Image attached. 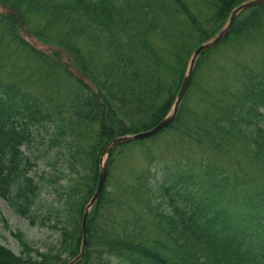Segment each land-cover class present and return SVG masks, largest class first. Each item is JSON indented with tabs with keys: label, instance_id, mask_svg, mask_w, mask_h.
<instances>
[{
	"label": "trees",
	"instance_id": "obj_1",
	"mask_svg": "<svg viewBox=\"0 0 264 264\" xmlns=\"http://www.w3.org/2000/svg\"><path fill=\"white\" fill-rule=\"evenodd\" d=\"M172 1L199 42L244 0H217L203 20L182 0ZM0 3L15 9L34 36L63 45L97 87L95 94L57 54L51 58L35 49L16 14H0V197L29 224L57 233L40 250L18 230L20 252L0 243V264H67L79 253L82 211L103 146L115 134L148 129L165 115L192 46L181 42L184 31L175 22L173 28L160 23L157 13L167 18L172 11L168 0ZM263 26L264 4L252 5L240 12L220 45L199 56L179 114L161 132L174 155L159 158L156 168L132 172L123 185L111 189L107 183L90 212L84 255L75 264H264V59L258 68L232 57L216 60ZM156 34L176 43L173 61L157 52L150 40ZM38 129L46 153L55 149L65 166L58 174L53 167L42 184L51 185L60 201L44 211L39 179L30 174L32 161L23 149L38 138ZM132 143L116 150L138 144L144 154L150 151L144 140ZM64 170L88 182L83 194L58 182Z\"/></svg>",
	"mask_w": 264,
	"mask_h": 264
},
{
	"label": "rangeland",
	"instance_id": "obj_2",
	"mask_svg": "<svg viewBox=\"0 0 264 264\" xmlns=\"http://www.w3.org/2000/svg\"><path fill=\"white\" fill-rule=\"evenodd\" d=\"M187 6L191 8L193 14L198 17L200 20H203L205 16L210 17L214 11L213 2H217V0H183ZM170 6L173 8V12L167 17L164 18L161 12H158L160 23L163 26H169L173 28L175 20L179 17V24L177 28H181L184 32V40L182 43L186 44V48L192 46L193 48L198 43L196 30L192 27L191 23L184 14L180 13L179 7L175 2L172 0H168ZM162 18V21H161ZM152 44L157 48V52L159 55L165 58V60H172L173 61V52L176 49V43L169 42L163 43L156 35H153L150 39ZM232 47L228 46L230 52L226 51L216 56V60L218 62L223 61L228 57H232V62L238 60L242 63H247L249 66L254 68H258L260 65L258 64L259 61H263L264 59V26L261 27L259 31H253L252 35H247L246 37L242 36L238 43L231 44ZM180 47V43L178 45V49ZM192 48V49H193ZM217 50V49H216ZM216 50L212 51L210 55H212ZM184 52H181V54ZM236 54V56L234 55ZM162 59V58H161ZM211 61V58L208 60ZM101 60L97 61L96 63H100ZM205 71H210L206 70ZM175 76V75H174ZM60 92H64V88L60 90ZM43 98L49 96V94H42ZM93 132H95V128H93ZM35 135L38 137L35 141H33L30 145L24 146L23 149L25 154L28 155L32 161L30 167V174L35 178V180L39 179L38 185H41L40 192H38V202L41 210L44 211L48 208L51 201H59V196L57 192L52 190V186L43 187V183H47L46 179L50 178L51 174L54 173L52 170L53 167L56 168L57 174L59 173L61 167H65L59 156V153H55V149L47 152V142L44 139H40L41 137V130L38 129L34 132ZM162 143H165V138L161 135L158 137ZM157 138V139H158ZM49 163H54V166L50 165ZM241 164H244V161L241 160ZM81 166V165H80ZM112 166V167H111ZM133 167H139V162L135 157V153L133 149H128V155L122 154L118 155L115 154V159L113 165H110L109 170L112 173V176L109 179V185L112 189L114 185H123L125 181L129 178V172ZM236 167L235 169H237ZM234 169V170H235ZM48 172V173H46ZM64 173H67V170H64ZM80 175L82 176V169L80 171ZM44 176V179L40 177ZM59 183H62L69 188L72 193L77 195L83 194L86 191V183H88L84 177L78 176H70L64 180H60ZM62 191L61 188H59ZM60 202V201H59ZM75 204L78 202L74 200ZM18 230L22 231L26 238L33 242L35 245L42 246V242L50 237L52 239L54 235L51 234L48 228L40 227L38 225H31L29 221L22 217L21 215L14 212V210L9 206V204L0 197V243L4 244L5 246L11 248L14 252H20V245L17 241V238L14 236V233Z\"/></svg>",
	"mask_w": 264,
	"mask_h": 264
},
{
	"label": "water",
	"instance_id": "obj_3",
	"mask_svg": "<svg viewBox=\"0 0 264 264\" xmlns=\"http://www.w3.org/2000/svg\"><path fill=\"white\" fill-rule=\"evenodd\" d=\"M258 3H264V0H248V1L243 2L240 5H238L236 8H234L231 11L230 16L228 18V21L224 25V27L212 39L200 44L194 50V52L190 58V62H189V66H188V69L186 71V74L184 75V77L182 79V82H181L180 88L178 90L176 99H175L170 111L168 112V114L158 124H156L153 128H151L147 131L138 132V133L133 134V135H124V136L116 137L115 139H113L110 143H108L105 146V148L101 154V159L103 156H105V158H104V161L100 160L97 186H96V189H95L92 197L90 198L89 202L86 204V206L84 208L83 216H82L81 225H82L83 239H82V245L80 248V253L69 264L75 263L83 255L84 247L86 245V231H87L86 223H87V219H88V215H89V209L94 204V202L99 198L101 191L103 189V185H104L106 174H107V168H108V157L111 153L112 148L121 142L129 141L132 139L146 138V137H149L151 135H154L159 130H161L162 128L166 127L169 123H171L176 117L180 101L183 98V95L185 94V91H186V89H187V87L191 81L192 73H193V66H194V63H195L196 58L199 55V53H201L203 50H206V49L212 47L213 45H215L216 43H218L228 33L236 14L241 9H243L247 6L253 5V4H258ZM20 24H21L22 30L28 34V32L25 29L23 22L21 20H20Z\"/></svg>",
	"mask_w": 264,
	"mask_h": 264
}]
</instances>
